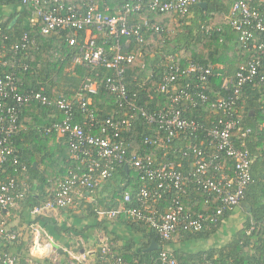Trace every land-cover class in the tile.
<instances>
[{
  "label": "built area",
  "instance_id": "built-area-1",
  "mask_svg": "<svg viewBox=\"0 0 264 264\" xmlns=\"http://www.w3.org/2000/svg\"><path fill=\"white\" fill-rule=\"evenodd\" d=\"M29 1L35 9L32 23H41V33L68 30L72 33L68 43L79 44L78 52L71 58V70L78 64L90 67L93 73L100 66L111 70L103 87L114 95L117 105L111 114L94 105L92 96L99 89V72L87 76L69 98H50L44 88L23 89L16 72L0 73V213L21 204L32 187L24 179L28 166L14 141L22 129L28 128L20 123V115L33 104L51 107L59 112L58 118L41 125L40 131L55 135L66 144L67 170L52 195L27 211L36 217L67 207L74 203L75 195L84 196L86 191L100 188L117 167L132 166L149 185L138 189L136 203L130 204L133 196L126 191L120 208L101 211L100 215L117 219L123 213L131 221L147 224L158 237V255L144 263L138 259L128 261L113 253L111 242L102 240L97 264H182L169 247L170 239L181 231L218 226L227 211L244 204L253 182V156L246 145L252 130L242 125L239 101L246 86L264 84V12L251 0H229L227 23L249 53L233 73L220 65L207 66L191 58L181 61L176 53H166L157 82L164 102L150 110L136 93L128 91L125 73L136 56L141 55L132 49V44L144 42V29L161 32L164 28L148 18L138 20V14L148 9L187 15L190 7L201 0H125L113 6V13L108 0ZM205 29L209 33L222 31L221 26ZM0 36L7 38L1 25ZM34 43L35 39L26 31L12 50L18 53ZM0 63L5 65L6 61ZM214 78L219 79L220 85L218 94L210 98L209 86ZM200 108L209 111L207 123L190 116ZM139 118L153 126L152 134L143 136V143L157 148V154L128 151L123 132L132 130ZM236 132L240 134V143L235 141ZM9 169L13 173L9 174ZM4 173L7 175L3 176ZM17 173L23 178L19 179ZM191 189L203 194L206 203L216 201L217 207L196 213L187 210L183 198ZM29 227V252L33 256L47 258L51 252H57L45 229L36 223ZM260 230L264 235V216L258 223L251 220L244 233L251 235ZM21 241L22 233L0 218V264H23L11 249ZM36 244L41 247L39 254L32 252ZM71 256L74 264H88L85 251ZM25 264L33 263L26 260ZM206 264L218 263L207 259Z\"/></svg>",
  "mask_w": 264,
  "mask_h": 264
},
{
  "label": "trees",
  "instance_id": "trees-1",
  "mask_svg": "<svg viewBox=\"0 0 264 264\" xmlns=\"http://www.w3.org/2000/svg\"><path fill=\"white\" fill-rule=\"evenodd\" d=\"M125 0H108L112 4L111 12H115L116 4ZM205 4L201 5L200 2ZM190 7L187 15L172 12H155L148 9L138 14L137 19L148 18L157 22L164 29L156 32L144 29L145 40L143 43L132 44V49L138 54L135 61L128 66L125 73V82L128 91L136 93L138 100L148 109L154 110L164 102V98L157 91V82L162 72L163 57L166 53L173 52L181 61L191 58L207 66L217 65L228 73H233L243 60L247 59L249 53L239 41L235 31L229 27L226 15L229 12V0H201ZM253 5L258 6L264 12V0H251ZM3 4H14L20 8H14L11 14L0 15V25L4 28L7 38L0 36V73L16 72L18 79L22 82L23 89L44 88V93L50 98H69L78 89L81 82L87 76H94L99 72V89L94 94V105L98 110L106 114L114 112L116 107L115 97L103 87V82L111 70L100 66L92 72L90 67L76 65L71 67V58L78 52V45H70L68 38L72 36L71 31L52 32L43 34L40 32V22L32 23L35 9L31 1L27 0H0ZM222 31L207 32L205 28L217 25ZM28 32L35 43L29 45L24 51L14 53L12 45L17 42L24 32ZM220 38H223L221 41ZM16 62V63H15ZM15 63V64H14ZM145 63V66H142ZM25 66H27L25 68ZM154 70L155 74L151 75ZM143 80L145 83H142ZM220 82L214 78L210 82V98L218 94ZM221 94V92H220ZM224 94V92H222ZM239 111L243 113L242 125L249 126L251 133L246 137V145L253 156L252 177L253 182L249 185L244 199L247 207V218L243 225L234 233L230 240L222 247L198 249L194 252L174 250L177 260L182 264H206L211 259L218 264H262L264 235L254 231L251 235H245L244 229L250 225V221L259 222L264 216V84L253 83L245 87L239 101ZM209 111L205 108L194 110L190 116L201 121L208 120L206 115ZM59 112L51 107L33 104L25 107L20 115V123L27 126L14 137V141L20 149L21 159L28 166V172L24 179L32 184L31 190L25 200L21 203L23 219L27 220L28 208L48 199L56 189L58 181L64 177L67 170V146L64 142H57L55 135H45L40 131L41 125L49 124L57 119ZM37 124V125H36ZM153 126L143 119L136 120L132 130H125L128 151L140 150L142 153L150 151L158 153V149L143 143V136L152 134ZM235 141L241 142L240 134L234 133ZM180 159L179 155L175 156ZM8 173H13L9 169ZM4 173L3 176H6ZM19 179L23 175L17 173ZM149 185L140 178L136 168L121 165L116 168L113 175L95 191L99 195L107 193L105 197H97L95 201L86 202L87 215L98 218L101 211L111 208H120L126 191H130L133 201L136 203L135 194L141 186ZM190 191V190H189ZM94 192V191H93ZM129 204V205H130ZM184 207L193 213L201 211H212L217 207V202H205V196L195 189L183 198ZM71 206V205H68ZM65 208V207H60ZM59 209V208H58ZM233 213L227 211L218 226L210 230L181 231L177 235L184 241L194 239H206L215 234L223 224V220L229 218ZM106 217L105 215H103ZM103 217V218H104ZM117 219L130 226L135 231L144 232L147 236L145 246L131 249L126 245L123 248L113 246V253L122 256L125 260L138 259L144 263L158 255L159 249L145 251L152 240L158 242V237L153 229L141 221H131L121 213ZM35 222L47 227L49 232H68L62 225H58L53 217L46 215L36 216ZM104 220L99 221L102 224ZM99 226V225H98ZM88 227V226H86ZM170 239L169 244H171ZM14 252L22 254L29 251V243L21 241L15 247ZM13 251V248H11ZM119 252V253H117ZM21 256V257H22ZM22 263L25 264V259Z\"/></svg>",
  "mask_w": 264,
  "mask_h": 264
},
{
  "label": "crops",
  "instance_id": "crops-1",
  "mask_svg": "<svg viewBox=\"0 0 264 264\" xmlns=\"http://www.w3.org/2000/svg\"><path fill=\"white\" fill-rule=\"evenodd\" d=\"M14 8L19 9L20 6H15L14 4H3L0 7V15L3 13L11 14L14 11ZM220 26L223 27L224 25L220 24ZM261 128H264V122L262 123ZM56 140L57 142H60L57 138ZM106 195L107 193L99 195L97 191H86L84 196L75 195V201L73 204H71V206L52 210L48 214V216L53 217L56 220L57 224L60 226L62 225L64 229H68V232L63 231L56 232L54 234L49 232L47 227L41 225L40 222H35L36 217H33L28 211L26 212L27 220L24 221L23 225L18 226L19 217L15 216V219L13 221H11L10 218L12 215H14V213H16L15 209H22L21 204H19L17 207L3 210L0 213V218L3 217L10 220L8 222V225L12 228L18 229L22 233V241H26L27 236H29V241L31 242V230L29 227L31 223L40 225L43 229L46 230L47 234L52 237V246L57 250V252H51V256H47L46 258L43 255L35 257L29 251H24L22 252L23 256L21 254H19L18 256L20 258H24L25 263L26 260H30V262L33 264H68V262L74 263L71 254L78 251H85L87 252V263L97 264L98 256L100 253L99 247L102 244V240H109L113 244L115 249L117 248L118 251L120 250L119 248H123L126 245L130 246L131 249H138L145 246V243L147 241V236L144 232L135 231L130 226L124 224L120 219H109L100 214L98 218L95 219L94 216L87 215V212L84 208L85 201H95L97 197H105ZM242 207L243 206H239L235 210H233L231 216L236 218L238 215L239 217ZM101 220H104V222L102 224H99V221ZM195 240L199 241L200 239L184 241L179 238L178 235H175L172 238V242L171 244H169V247L173 251L176 249H180L183 251L194 252L195 249H189L188 246L190 242ZM18 247L19 246L13 247V252L15 248ZM206 247L201 249H206Z\"/></svg>",
  "mask_w": 264,
  "mask_h": 264
},
{
  "label": "rangeland",
  "instance_id": "rangeland-1",
  "mask_svg": "<svg viewBox=\"0 0 264 264\" xmlns=\"http://www.w3.org/2000/svg\"><path fill=\"white\" fill-rule=\"evenodd\" d=\"M230 27V26H229ZM72 67V66H71ZM71 67H69L68 69H70ZM37 125V124H36ZM95 192V191H94ZM87 201H85L86 203ZM242 209L240 210V216L235 218L233 216L227 218L226 220H224L222 226L219 228V230L215 233L212 234L209 238L206 239H200L192 241L189 243L188 248L189 249H201V248H212V247H222L224 246L231 238V236L236 233L241 225H243L244 221L247 218V207L245 206V204L242 205ZM85 208V206H84ZM21 208H17L15 209L16 213H14V215L11 216L10 220L13 221L15 219V216L19 217V223L18 226L23 225L25 219H23V217L21 216L22 209L20 211ZM19 215V216H18ZM6 220V222L8 223L10 220H8L7 218H4ZM11 227V226H10ZM30 238L29 236H27V242L30 243ZM108 242H110L108 240ZM113 245V244H112ZM100 249V247H99ZM68 264H74V263H69Z\"/></svg>",
  "mask_w": 264,
  "mask_h": 264
},
{
  "label": "water",
  "instance_id": "water-1",
  "mask_svg": "<svg viewBox=\"0 0 264 264\" xmlns=\"http://www.w3.org/2000/svg\"><path fill=\"white\" fill-rule=\"evenodd\" d=\"M200 4H201V5H204L205 2H200ZM125 167L127 168V165H125ZM158 246H159V245H158V242H156V241L153 240V241L150 243V245H149L147 248H145L144 250H145V251H152V250L157 249ZM40 249H41L40 244H36V245L34 246L32 252H33L34 254H39V253H40Z\"/></svg>",
  "mask_w": 264,
  "mask_h": 264
}]
</instances>
